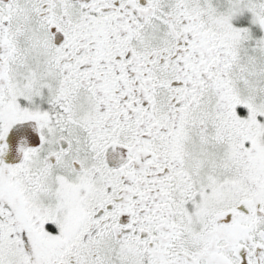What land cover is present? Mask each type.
<instances>
[{
  "label": "snow or ice",
  "instance_id": "snow-or-ice-1",
  "mask_svg": "<svg viewBox=\"0 0 264 264\" xmlns=\"http://www.w3.org/2000/svg\"><path fill=\"white\" fill-rule=\"evenodd\" d=\"M0 264H264V0H0Z\"/></svg>",
  "mask_w": 264,
  "mask_h": 264
}]
</instances>
